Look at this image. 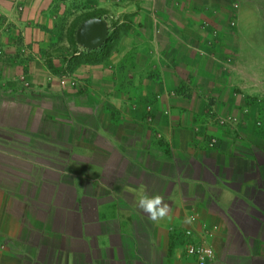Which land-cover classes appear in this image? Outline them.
<instances>
[{"label":"crops","instance_id":"crops-1","mask_svg":"<svg viewBox=\"0 0 264 264\" xmlns=\"http://www.w3.org/2000/svg\"><path fill=\"white\" fill-rule=\"evenodd\" d=\"M231 4L0 0V264H197L187 242L264 264V101L237 76ZM63 11L104 19L102 46H56Z\"/></svg>","mask_w":264,"mask_h":264},{"label":"rangeland","instance_id":"rangeland-1","mask_svg":"<svg viewBox=\"0 0 264 264\" xmlns=\"http://www.w3.org/2000/svg\"><path fill=\"white\" fill-rule=\"evenodd\" d=\"M71 14L67 11L59 16V21L55 23L53 34L56 46L67 48L68 54L73 53L77 47L74 35L81 18L72 17V21H67ZM75 15V14H72ZM230 24L232 32V55L233 60L239 67L238 75H247L252 81L250 94L254 98H262L264 101V0H232L230 8ZM66 20V21H65ZM62 43V45H61ZM246 72H245V71ZM258 84V85H257ZM240 92V89H238ZM248 92V91H247ZM210 108V106H209ZM220 117V116H219ZM232 118L234 117H222ZM236 120V119H235ZM238 122V121H237ZM264 124V118L260 117L257 126Z\"/></svg>","mask_w":264,"mask_h":264},{"label":"water","instance_id":"water-1","mask_svg":"<svg viewBox=\"0 0 264 264\" xmlns=\"http://www.w3.org/2000/svg\"><path fill=\"white\" fill-rule=\"evenodd\" d=\"M108 34L107 22L92 17L82 22L76 29L75 43L82 49L96 50L102 46Z\"/></svg>","mask_w":264,"mask_h":264},{"label":"built area","instance_id":"built-area-1","mask_svg":"<svg viewBox=\"0 0 264 264\" xmlns=\"http://www.w3.org/2000/svg\"><path fill=\"white\" fill-rule=\"evenodd\" d=\"M60 83L62 84L63 81L61 80ZM209 114L211 116L213 112L209 111ZM212 118H214V120L220 125H224V124L234 125L237 123V121L232 118H222L219 116H214ZM214 144H215L214 139H210L208 141L209 147H213ZM187 234H189V232H187ZM185 253L188 256H191L192 258H194L197 264H207L213 258V255H214L213 248L204 242H200L196 244L193 242H187L185 245Z\"/></svg>","mask_w":264,"mask_h":264},{"label":"clouds","instance_id":"clouds-1","mask_svg":"<svg viewBox=\"0 0 264 264\" xmlns=\"http://www.w3.org/2000/svg\"><path fill=\"white\" fill-rule=\"evenodd\" d=\"M137 196V205L143 212L148 214L152 221L163 219L167 216L169 205L163 202V198L159 195L149 196L145 191V187L141 185L135 190Z\"/></svg>","mask_w":264,"mask_h":264},{"label":"trees","instance_id":"trees-1","mask_svg":"<svg viewBox=\"0 0 264 264\" xmlns=\"http://www.w3.org/2000/svg\"><path fill=\"white\" fill-rule=\"evenodd\" d=\"M81 59H83V58H81ZM79 63H80L79 58L75 59L73 61V63L68 62L66 68L64 69L65 73H70L72 71V69ZM70 65H71V68H70ZM57 73H58V71H57Z\"/></svg>","mask_w":264,"mask_h":264}]
</instances>
